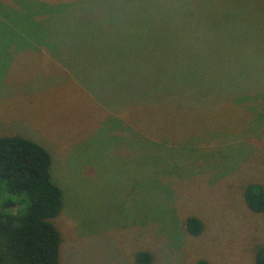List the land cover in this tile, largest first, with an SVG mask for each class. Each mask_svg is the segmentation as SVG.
<instances>
[{
    "label": "rangeland",
    "instance_id": "1",
    "mask_svg": "<svg viewBox=\"0 0 264 264\" xmlns=\"http://www.w3.org/2000/svg\"><path fill=\"white\" fill-rule=\"evenodd\" d=\"M0 133L52 155L60 264H253L264 0H0Z\"/></svg>",
    "mask_w": 264,
    "mask_h": 264
},
{
    "label": "trees",
    "instance_id": "2",
    "mask_svg": "<svg viewBox=\"0 0 264 264\" xmlns=\"http://www.w3.org/2000/svg\"><path fill=\"white\" fill-rule=\"evenodd\" d=\"M70 27H75L69 30L73 34L94 30L92 25ZM123 36L117 38L118 49L124 48ZM148 50L153 52V48ZM169 59L173 61V57ZM52 161L50 151L39 142L20 134L0 133V264H60L62 234L54 219L63 210L64 193L53 180ZM244 199L252 211L264 212L262 184H248ZM203 229L199 217L186 219L185 230L192 236ZM153 260L150 251L136 254L137 264H152ZM253 264H264V244L255 247Z\"/></svg>",
    "mask_w": 264,
    "mask_h": 264
}]
</instances>
